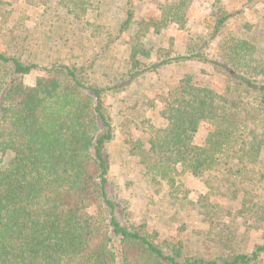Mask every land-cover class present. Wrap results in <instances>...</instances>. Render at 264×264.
Listing matches in <instances>:
<instances>
[{
  "label": "trees",
  "instance_id": "trees-1",
  "mask_svg": "<svg viewBox=\"0 0 264 264\" xmlns=\"http://www.w3.org/2000/svg\"><path fill=\"white\" fill-rule=\"evenodd\" d=\"M239 1L181 53L153 38L185 29L192 0H163L160 17L143 19L134 0H0V34L43 39L26 57L17 45L14 55L0 49V264H264V27L249 16L264 0ZM191 62L223 76L225 91L184 76L162 98L165 126L127 153L166 189L163 199L202 215L199 226L180 228L202 238L193 251L130 223L112 182L109 105ZM202 124L211 127L198 145ZM188 180L229 188L234 200L213 208L189 200ZM242 227L261 233L252 247Z\"/></svg>",
  "mask_w": 264,
  "mask_h": 264
},
{
  "label": "rangeland",
  "instance_id": "rangeland-1",
  "mask_svg": "<svg viewBox=\"0 0 264 264\" xmlns=\"http://www.w3.org/2000/svg\"><path fill=\"white\" fill-rule=\"evenodd\" d=\"M134 4L138 19L150 15L160 17L162 9L165 8L163 0H134ZM242 6L239 0H192L188 9L189 21L186 28L179 30L177 26L172 25L162 36L155 35L153 39L166 43L167 48H170L174 43V47L171 46L173 52L178 50L184 53L188 43L197 45L202 38L210 36L219 14H225L235 7L241 9ZM19 9H23V6L21 5ZM249 16L259 27H264V6H258ZM23 23V28L37 26V22L26 21ZM7 34L8 36H6ZM9 34L8 30L0 34V49L14 55L18 46V55H23V57L32 54L33 51L34 53L39 51L38 47L34 45L39 43V40H43L36 39L40 34L31 38L26 37L27 33L25 32L15 31L16 39H13ZM224 36L223 34L218 38L207 52L210 56L216 54L218 44ZM124 42L125 40L122 39L118 43V47L122 51H124V47L122 48ZM54 49L57 50L59 47L55 46ZM46 56L47 53L44 57ZM85 56L87 60H90L89 53H85ZM186 75H192L196 81L203 84L212 85L218 92L225 91L226 79L215 74L209 66L196 62L172 65L159 75L141 80L132 94L116 96L109 100L110 113L116 126V138L111 145L110 152L113 158L112 182L115 191L126 204L123 207L127 208L130 223L135 226L144 224L145 227L157 234L160 240L171 238L176 241H184L193 251L201 244L202 238L196 236L191 229L180 230V228L184 220L189 223L190 227L199 226L202 215L196 213L191 204L186 203L181 206L179 202L174 203L166 198L163 199L166 189L152 184L149 176H145L138 165L137 160L127 153L130 142L149 133L151 127L165 126L162 98L167 94L169 88L176 86ZM35 78L36 76L33 75L28 79V82L32 83ZM210 127L209 124L200 126L195 138L196 144L204 143ZM187 185L191 192L189 200L197 201L202 196L209 208H213L217 204L227 206L234 200L229 188L208 191L198 180H188ZM240 234L248 247H252L261 237V233L244 227L241 228ZM205 248L207 247H202V249Z\"/></svg>",
  "mask_w": 264,
  "mask_h": 264
}]
</instances>
